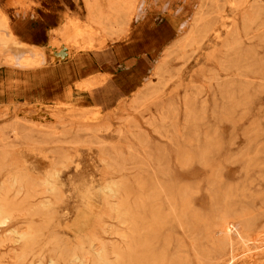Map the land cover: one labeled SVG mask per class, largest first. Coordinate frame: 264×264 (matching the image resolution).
I'll use <instances>...</instances> for the list:
<instances>
[{"label": "rangeland", "instance_id": "rangeland-1", "mask_svg": "<svg viewBox=\"0 0 264 264\" xmlns=\"http://www.w3.org/2000/svg\"><path fill=\"white\" fill-rule=\"evenodd\" d=\"M201 1L5 0L0 26L9 19L23 43L43 48L30 79L0 54V188L26 173L42 187L33 203L46 199L55 215L33 217L43 239L29 260L78 264L60 259L57 246L86 257L93 235L119 244L108 205L119 199L104 188L113 180L131 204L154 194L167 213L183 210L184 197L190 229L173 228L190 251L196 239L211 250L203 239L211 229L217 241L239 243L231 264H264V0H210L197 33ZM85 57L92 70L78 76ZM50 173L58 195L42 185ZM246 218L256 227L244 244ZM27 222L0 226V264H17L12 231Z\"/></svg>", "mask_w": 264, "mask_h": 264}, {"label": "bare ground", "instance_id": "bare-ground-1", "mask_svg": "<svg viewBox=\"0 0 264 264\" xmlns=\"http://www.w3.org/2000/svg\"><path fill=\"white\" fill-rule=\"evenodd\" d=\"M208 1L210 0H203V3L201 1L202 4L200 5V9L198 10L199 12L197 14V17L196 18L194 17L195 19H193V22L195 24L194 30L197 33H199L200 31L199 30L200 23H202V21L205 20L208 15L205 13V8H206L205 6L207 5L206 2ZM1 13L5 14L4 9L2 8H0V14ZM101 24L103 25V27L111 25V23H109V21H106V20L101 22ZM4 25L8 26L9 29L11 30V36L10 37H0V54H2V57L4 55L5 58L3 57V59H5L6 63L14 62L15 65L18 64L20 69H23L24 72H27V74H24L25 76H28L29 79L34 78L35 73H36L35 68H37L38 66H42L40 62V57H41L40 53L43 51V48L40 47L39 45L29 46L23 43L21 40L22 36L17 31L15 25L9 22V19H5L4 21H2L1 26H4ZM0 36H2V34H0ZM21 50L23 51L26 50L28 51V53L27 54L26 52L23 53ZM16 52H18L17 54L19 55H17ZM29 53H32L34 55L31 54L32 56H30ZM1 86L2 85L0 84V87ZM69 93H71L70 90H69ZM92 130L95 131V129H92ZM62 160L63 161L60 162V164H62L63 166V164L66 162L64 160H67L66 156L65 157L63 156ZM48 178H52V179L51 180L47 179L43 182L42 181L40 182L43 183L42 185H44V187L45 186L47 187L48 191L47 190L46 191L48 193H51L53 195H58L57 187L59 186H56V183L53 181L54 175L50 173ZM151 181L153 182L154 180H151ZM39 186L40 185H38L33 179H31V177H29L28 174L15 173L14 175H12L11 180L4 182V184L0 188V226L4 227L12 223L13 221H15L17 218L28 219V222H27L28 226H27L26 231L21 232V233L20 231H17V230L12 231V234L17 236V239H16L17 241L15 240L14 241L20 243L22 247L21 253L18 255L17 264H42L40 262L35 263L34 260H29L31 256L36 255L35 248L39 244L37 243V241H40L42 238V230L40 229V227L39 228L35 227L31 221L33 220V217L40 216L44 214L45 211L49 212V214L46 216L48 219L53 218L55 215H54V212L51 210L53 209L51 202H45L46 199H44V201L40 202L39 204L33 203V201L36 198L42 195V191L39 190L41 186L40 187ZM104 188L108 191V192H105L104 190V192L108 193V195L111 196V201L112 199H117V200L119 199V202L116 203L115 205H111V203L108 202L109 212L111 214V217L113 219H116L117 224H118V227L115 228L111 232V234L118 237L119 244L111 245L110 243L102 241V239H100L98 236L93 235L91 239L88 241L89 247H91V249L89 250V252L86 251L88 253L86 257H83V256L82 258H80L79 256L77 257V252H78L77 249L67 252L65 249L60 248V246L58 245L57 249L60 250L59 252L60 259L61 258H64V259L66 258V260L73 259L74 262L78 261V264H86V263H89V264H210L211 262H215V261H224V264H231V262L233 261L232 254L234 253V251H236L239 248V246H237L239 245V243L234 244L229 239H224L223 242L217 241L215 237L211 236V229H206L205 237H203L204 240H207L211 248V250H209L206 254L202 252V248H203L202 241L198 239L192 241L191 242L192 251H190L188 246L184 242L185 240L180 239V238L179 240L177 238L178 236H175L178 234V229L183 231V233L187 232V230L190 229L189 223H188L189 220L188 218H186L187 216L184 211L185 205H186V201H183L184 197L182 198V196H179L182 198L181 206L183 210H181L180 212L174 211V213H167L164 210L163 205L161 204V201H160L161 197L154 196V194L153 196H138L135 202L131 204L128 199L121 197L124 194V188H125L122 182L120 181L113 182L112 180V182ZM12 192L15 193V196L13 197L9 196L10 193ZM104 192L103 194H105ZM20 195H23V196H20ZM248 199H250L251 202L252 200L254 201L253 205H260L261 204L260 202H262V199L259 196L257 197L250 196V198ZM253 219L254 218L244 219L245 220L244 233L240 237V239L243 241L244 244L245 242L249 240L253 228L256 227V223L253 222L254 221ZM168 224L171 225L172 228L174 227L175 224H177L178 229L176 230V228H173V229L168 228L167 232L168 231L170 232L168 233L166 237L168 242L164 238V241H166V243L168 244L160 246V240L162 239L161 233L164 231V229H166L165 227H167ZM108 232L109 231H107L106 233L108 234ZM195 232H196V229L190 230L189 234L193 236L195 235ZM235 232L237 234L238 231L235 230ZM220 235L219 236L217 235V236L220 237ZM169 240L176 241L175 244L172 242L173 245L175 246L173 251H171L172 248L170 247L172 243H170L171 241ZM95 242H98L97 244L98 246H95ZM1 243L3 244V242ZM244 244H241V246H243ZM83 248H84L83 244L80 246V248H78L80 249L79 250L80 253H83L86 250V249L84 250ZM191 256H192V259H191ZM193 256L196 257V260H194L195 258L193 259ZM228 257H229L228 260L225 259ZM52 264H58V263L55 261H52ZM66 264H67V261H66Z\"/></svg>", "mask_w": 264, "mask_h": 264}, {"label": "crops", "instance_id": "crops-1", "mask_svg": "<svg viewBox=\"0 0 264 264\" xmlns=\"http://www.w3.org/2000/svg\"><path fill=\"white\" fill-rule=\"evenodd\" d=\"M43 1H49V0H43ZM4 2L5 0H0V8L4 9ZM65 7H72V6H68V4H65ZM79 13V12H78ZM76 13H73L71 19H73V17L75 16ZM77 15V14H76ZM34 45V44H33ZM76 67L74 68L75 72L78 76L83 75V72H89L92 70L91 67V61L88 58H81L80 60L75 62Z\"/></svg>", "mask_w": 264, "mask_h": 264}]
</instances>
